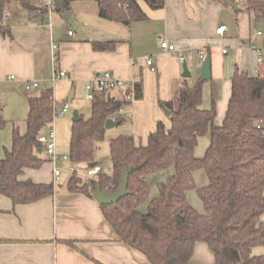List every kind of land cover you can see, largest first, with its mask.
<instances>
[{
    "label": "crops",
    "instance_id": "crops-1",
    "mask_svg": "<svg viewBox=\"0 0 264 264\" xmlns=\"http://www.w3.org/2000/svg\"><path fill=\"white\" fill-rule=\"evenodd\" d=\"M161 2L157 7L141 4L145 17L130 24L102 17L96 0H71L67 11L52 12L50 25L37 10L27 9L19 1H10L3 8L0 5L3 117L8 123L25 124L27 98L40 92L26 91V81H39L41 89L50 87L59 108L56 96L66 94L68 98L71 94L72 98L77 82L86 83L97 74L110 71L140 88L138 97L122 115V122L126 120L132 129L122 135L149 134L158 120L169 126L170 115L165 114L163 102L174 99L183 84L197 81L203 62L198 50L203 49L205 57L210 56L211 74L202 85L201 106L210 107L214 98L215 119L218 117L214 124L220 125L235 69L252 76L264 75V60L258 61L256 52L257 48H264V16L233 9L219 0ZM220 24L227 26L222 35L215 32ZM164 39L185 56L194 73L192 83L188 82L189 77L181 76L182 63L177 56L160 50ZM106 42L115 43L113 50H96L92 46ZM52 43L57 44L56 65L68 74L67 79L54 83L50 79ZM146 56L153 57L155 71L146 67ZM106 96L116 99L119 94L113 90ZM171 171H163V175ZM20 178L52 182V165L48 160L37 169L25 168ZM69 178L55 185L58 189L54 195L29 204L13 205L0 194V264H150L142 253L119 241L94 198L66 190ZM189 264H214L213 253L205 243L198 242Z\"/></svg>",
    "mask_w": 264,
    "mask_h": 264
},
{
    "label": "trees",
    "instance_id": "trees-1",
    "mask_svg": "<svg viewBox=\"0 0 264 264\" xmlns=\"http://www.w3.org/2000/svg\"><path fill=\"white\" fill-rule=\"evenodd\" d=\"M10 1L0 0L1 7ZM15 1L41 4L40 0ZM70 1L53 0L54 11H67ZM96 1L102 17L124 24L145 17L141 4H162L161 0ZM233 1L237 10L264 16V0ZM37 12L43 15V8ZM114 45L92 46L113 50ZM204 81L199 77L193 84H183L174 99L163 102L170 111L169 126L158 120L145 145H136L132 135L110 139V175L100 172L87 178L73 171L66 190L93 198L89 186L99 183L102 190L114 191L124 167H130L128 194L99 207L119 241L142 253L150 264H189L198 242L213 253L214 264H264V253L254 252L264 247V75L235 69L220 125L214 124L215 99L210 107L201 106ZM135 91L138 97L139 85ZM119 107L117 98L95 93L90 116L79 113L80 119L71 124L69 161L88 165L94 161V152L104 138V122ZM57 109L52 89L44 87L27 98L24 129H12L11 146L0 157V194L13 205L29 204L57 192L52 182L20 178L25 168L37 169L45 161L37 137L51 125ZM6 124L0 109V131ZM205 134L209 144L204 155L197 157V139ZM169 169L172 171L156 184L157 192L151 196L146 177ZM196 169H203L207 176V183L200 187L194 181ZM191 189L196 190L204 212L189 203ZM141 206H146L145 212L140 211Z\"/></svg>",
    "mask_w": 264,
    "mask_h": 264
},
{
    "label": "rangeland",
    "instance_id": "rangeland-1",
    "mask_svg": "<svg viewBox=\"0 0 264 264\" xmlns=\"http://www.w3.org/2000/svg\"><path fill=\"white\" fill-rule=\"evenodd\" d=\"M53 13L51 16V21L53 20V16H54ZM203 60L204 58L202 59V61ZM188 69L190 73H192V76L187 78V80L189 83H192L193 81L192 78L194 77V73L193 71L190 70V68ZM193 83L195 82L193 81ZM84 86H85V82L81 84L77 82L74 88V95L70 99L66 98V94L62 97L56 96V100L58 101L60 105L59 108H61L64 104H66L68 107L67 111L62 115L57 114L52 121L51 127L48 126V128H46L43 132L48 134V130L51 128L53 129L54 134H55L56 152L58 155L68 156V153H69V139H70V133H71L72 112L74 110H78L81 112V114L85 118H88L91 114V101L86 98V90ZM68 91H71L70 88ZM217 97L218 96H216V100H217ZM217 118L215 120H217ZM14 126H17L20 131L24 129L23 122H13V124L10 122L9 123L7 122L6 126L2 129V131H0L2 132V135L0 136V157L1 155L4 156L5 150L9 149L11 146V135H12V129ZM131 129H132V125L128 123L126 120L125 122H122L118 126H115L110 129H105L104 138L98 143V146L94 152V161H93L94 163L100 165L102 174L110 175L112 172L111 162L109 158V140L112 138L118 137L119 135H122V134H128L130 133ZM147 135L148 133L134 134L133 137H134L135 144L145 145L147 143ZM209 141H210L209 135H201L198 137L197 144L194 149L195 156L201 157L204 155L205 149L208 146ZM41 155L45 159L44 163L48 161L43 151L41 152ZM89 166L90 164L88 165L87 163H73L69 160H64V161L59 162L57 164V167H59V169L61 170L62 176L61 177L59 176V180L58 182H56V184H59L60 182L62 183L65 177H70L73 170H76V173L82 176V174L86 171V168H88ZM163 174L164 172L148 175L147 181H148L149 188H153L150 191L151 194L154 195L157 192L156 184L158 183V180L161 179V177H165V175ZM193 175H194V181L197 187L205 185L206 175L203 169H196ZM93 189L94 188L89 186V190L91 192H93ZM188 201L197 211H199L200 213L204 212L202 201L199 198L196 190L191 189L188 192ZM139 209L140 211L145 212L146 206H141ZM254 252L264 253V247L261 246V247L255 248Z\"/></svg>",
    "mask_w": 264,
    "mask_h": 264
},
{
    "label": "built area",
    "instance_id": "built-area-1",
    "mask_svg": "<svg viewBox=\"0 0 264 264\" xmlns=\"http://www.w3.org/2000/svg\"><path fill=\"white\" fill-rule=\"evenodd\" d=\"M40 6L43 8V17L48 21L50 25V16L54 11L53 0H40ZM227 29L225 24H220L217 26L215 32L219 35H222L224 31ZM71 34V31L68 32ZM261 32H258L260 34ZM160 50L168 53L175 54L179 62L185 61V56L179 52V50L174 46V44L170 43L168 40L164 39L160 42ZM223 53H226L227 50L225 48L222 49ZM257 60H264V48H257ZM51 56L53 61V71L51 75V81L54 83L61 79H67L68 74L65 70L60 69L56 65L57 58V44L52 43L51 45ZM199 58L203 59L205 57V52L203 49L198 50ZM145 65L150 71H155L156 66L154 64V59L152 56H146L144 58ZM24 88L26 91H30L32 89H41V85L39 81H26ZM86 90V98L90 101L94 99L95 93L97 92H110L113 90H117L119 96L117 99L120 102V107L118 110L113 111L109 114V118L112 120H118L122 118L126 110V106L131 104L136 97L135 84L133 81L123 80L118 78L110 71H104L97 74L92 80H89L85 83ZM67 105L64 104L61 108L57 109L56 113L59 115L64 114L67 111ZM56 114V115H57ZM37 140L41 144L42 151L45 153L46 158L50 161L52 165V177L53 183L56 184L59 180V176L61 174V170L57 167V164L60 161L68 160L67 155H58L56 152V144H55V134L53 129L48 130V134L41 131L37 137ZM76 172V170H73ZM101 172V167L99 164L94 163V165L86 168V171L82 174L83 177H92Z\"/></svg>",
    "mask_w": 264,
    "mask_h": 264
},
{
    "label": "water",
    "instance_id": "water-1",
    "mask_svg": "<svg viewBox=\"0 0 264 264\" xmlns=\"http://www.w3.org/2000/svg\"><path fill=\"white\" fill-rule=\"evenodd\" d=\"M225 4L231 6L233 9H237V5L234 3L233 0H222ZM25 7L30 10H37V11H42V8L40 6H35L31 3H26ZM43 17V15H42ZM211 74V67H210V56L207 55L201 65L200 68V73L199 77L202 79H209ZM182 77H190L191 73L188 69L187 63L184 61L182 62ZM71 98V94L69 95L68 99ZM163 110L166 115H170V111L167 110L165 107H163ZM80 111L74 110L72 112V117L71 121H78L80 119L79 116ZM119 124L118 120H112L111 118H107L104 122V128L105 129H110ZM38 151L41 152L42 148L39 147ZM94 165V162L90 163V166ZM131 168L130 167H124L120 182L117 186V188L114 191H105L102 190L101 185L99 183L95 184V187L92 192V196L95 199V201L100 205V204H111V203H116L120 198L124 197L125 195L128 194L127 191V183H128V174L130 172Z\"/></svg>",
    "mask_w": 264,
    "mask_h": 264
}]
</instances>
